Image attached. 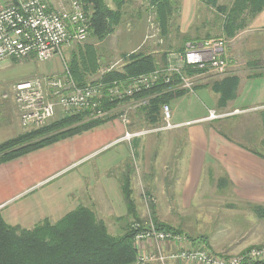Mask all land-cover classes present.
Segmentation results:
<instances>
[{"label": "crops", "instance_id": "0c3cea01", "mask_svg": "<svg viewBox=\"0 0 264 264\" xmlns=\"http://www.w3.org/2000/svg\"><path fill=\"white\" fill-rule=\"evenodd\" d=\"M197 4L198 0H182L178 14L182 27L175 26L182 34L188 33L194 24L199 11ZM174 16L170 27L173 26ZM156 26L159 35L160 28L155 24V28ZM262 29L264 11L241 33L249 34ZM152 31L147 25L141 41L133 49L145 47L147 51L150 50L149 55L156 57L158 64L161 65L164 61L163 58L159 59L160 51L154 50L150 44L147 45V37L151 36L149 34ZM145 37L146 40L143 39ZM249 39L251 40L248 41ZM253 39L247 38L248 46L245 51L243 50L253 58V66L246 71L248 74L245 76L238 74L236 70V64L241 58L240 52L232 47L231 43L226 46L230 75L239 78L236 98L230 101L233 106H229V102L227 107L220 109L225 111L229 106L230 110L217 113L211 106L206 108L207 115L181 121L176 106V101L180 98L174 99L172 123L175 127L164 129L166 123L163 120V124L159 126L163 129L158 131L176 133L178 137L172 140L170 147L166 146L170 154L165 159L161 157L159 168L153 169L160 174L156 176L155 184V194L160 195V198L157 200V206L154 203L150 206L154 211L169 209L170 204L172 209L185 203L206 206L211 204L210 199L217 196L218 203L221 209L227 212L228 218H222L216 223L211 233L195 239L202 240L210 245L215 253H222L224 256L237 255L252 247L264 245V89L252 97L249 104L240 107L237 103L238 99L244 101L248 98L243 87L240 89L241 83L249 84L259 80L257 82H262L264 86V68L254 62L256 61L254 55L262 52V47L258 49ZM203 40H189L185 44ZM7 66L9 64L3 68ZM251 70L253 73L249 75ZM43 74H37L30 79ZM200 89L209 91V88H196L194 93ZM8 97L7 94L3 95V99ZM216 97L215 102H218L219 96ZM13 103L12 109L3 111L0 117V144L27 132L21 124L15 99ZM123 105L125 104H120L115 108L118 109L117 112L108 116L112 117L110 121L94 128L95 142L88 141L86 145H83L82 141L78 142L83 135L94 133L92 129L0 165V213L8 225L31 229L44 220L57 223L80 206L94 211L92 206L94 204L95 214L96 210L110 208L113 212H118L115 214L117 218H123L120 213L126 211L128 207L122 195L121 179L128 178L134 189L133 175H138L132 168L147 177L148 169L152 170V166L149 167L147 162L149 145L156 142L157 147L159 146L158 141H153L152 138L140 139L144 135L134 137L130 142L119 141L127 130L119 121V114L124 112L121 110ZM211 112H215L218 117H209ZM248 114L253 115V118H249ZM181 140L185 142L182 143ZM116 143L118 147L115 148V153L107 158L101 157L106 148ZM181 143L184 146L180 147ZM94 152L98 164L95 167V176L91 177L80 163ZM169 160L170 166L167 165ZM33 165L44 171L37 178H33L37 169V166L31 168ZM168 179L169 184L166 181ZM93 189L95 192H92ZM94 196L95 203L88 204L92 197L94 201ZM136 202L139 205L138 200ZM136 202L134 201L135 204ZM215 209H219V206ZM225 226L228 237L224 235Z\"/></svg>", "mask_w": 264, "mask_h": 264}, {"label": "built area", "instance_id": "2783aa9c", "mask_svg": "<svg viewBox=\"0 0 264 264\" xmlns=\"http://www.w3.org/2000/svg\"><path fill=\"white\" fill-rule=\"evenodd\" d=\"M90 13L81 0H9L0 6V68L7 60L35 59L51 61L62 56L64 48L84 43L91 32ZM227 40L211 38L189 43L183 52L171 53L166 67L149 74L123 80L104 82L102 78L79 86L67 69L63 76H44L20 82L14 87V98L20 112L21 124L28 132L49 126L55 119L79 114H90L89 120H103L118 109H104L103 101L110 103L133 98L142 91L153 88L159 81L171 84L179 76L177 89L193 92L194 75L184 70L224 74L230 65L226 58ZM145 106L148 99L132 100ZM122 104V103H121ZM164 129H172V110L169 104L162 107ZM210 117L217 118L215 112ZM128 123L127 113L119 114ZM163 129V128H162ZM161 127L153 131L162 130ZM144 132H125L119 141H130ZM134 246L139 264L165 263L168 259L189 264H254L264 263V247L251 248L237 255L223 256L208 247H194L187 237L157 229L154 224L144 227L132 224ZM156 244L148 250V245ZM178 245L166 256V244Z\"/></svg>", "mask_w": 264, "mask_h": 264}, {"label": "rangeland", "instance_id": "374dc122", "mask_svg": "<svg viewBox=\"0 0 264 264\" xmlns=\"http://www.w3.org/2000/svg\"><path fill=\"white\" fill-rule=\"evenodd\" d=\"M172 1L175 3V7H176L174 13L175 15L174 22L172 23L173 26L170 27L169 30L170 32H168V35L166 37H162L163 42L160 43L156 38H153L155 37L156 34V30L154 28H152L153 30L152 33L149 34L151 36H149V38L146 36L148 39L147 45L150 44L152 45L151 47H153L154 50L160 51L159 59L160 58L162 59L164 54H167L166 56H169V54L181 50L185 45V43L187 42L186 40L188 41L202 40L206 38L207 35H210L213 38H219L221 36L222 33L221 32L222 21L220 19L221 17L217 15V12L214 9L208 7L201 0H198L199 4H197V9H199L197 18L194 24L190 27L188 33L182 34L180 30H176L175 26H181L178 14L180 13V5L182 3V0H172ZM8 2L9 0H0V6H5L8 4ZM107 2L111 8H115L112 0H107ZM127 2L128 4L124 8L122 23L118 27H116L114 32L110 34L108 37H106L103 41H98L95 37L91 35L92 32H90L87 40L84 43L82 44L75 43L70 47L64 48L62 56H56L51 61L39 62L35 59H27L21 61L13 60V62L7 60L3 62L0 68V115H1L0 117H2L3 111L7 112L12 109V106L14 104L13 101L15 99V98L13 99L14 87L16 84L23 82L22 80H26V79L33 80L30 78H33L37 74L40 75L41 73L42 74L45 73V74L36 78H42L44 76H55V75L63 76L68 69L70 72V76L75 81L70 67L73 56L76 55L78 56V58L80 57L79 59L81 60L86 58L85 59L86 66L87 64L91 66V58L87 53L88 49L90 52L93 53L96 63L98 64V68L96 72L92 73L93 72L92 71L91 73H88L87 84L90 83L94 84L96 80L100 79L101 77H103L105 73L111 70L122 69L126 63V59L124 58L125 55L131 54L133 52H142L144 54L149 55L150 50L147 51L145 47H141L135 50L133 48H136L139 42L141 41L142 34L147 26V22L149 21L148 18L153 17L155 15V10L150 7L151 4L150 0H127ZM232 2L233 0H219V4L225 6L231 5ZM88 12L91 13V11ZM148 12H150V14H148ZM150 21L155 22L156 18L153 19L151 18ZM240 33H238L234 39L227 40V45L231 43L232 47H235L240 52L241 61L239 60V62L236 64L237 67L236 70H238V74L245 76V74L246 75L248 74L246 71L247 70L249 71V69L253 66L252 64L253 58L250 55H247L246 52H244L248 46V41L251 40L249 39L247 41V38L250 37L254 38L253 40L254 42L257 43L258 49L262 47V52L256 53L254 55V57H256V61L254 62H256L257 65L259 66H263L264 68V29L256 32H251L249 34H246L248 32L241 34ZM146 37L143 39L146 40ZM189 43L190 42L186 44V47ZM149 47L148 49H150ZM7 64H9V66L3 68V66ZM230 73L231 72L227 70L224 74H218L212 72L194 74V78L196 81L194 91L188 92V94H186L185 96L181 97L179 100L176 101L177 102L176 106L178 108V114H177L178 118L181 121H187L207 115L208 113L206 108L211 106L215 108L217 113L221 112L222 110H220V108L218 107V103L215 102V100H217L216 99L217 95L214 92L210 91L211 84L217 80H221V78L224 75L225 76L230 75ZM252 73L253 71L251 73L249 72V75ZM257 81L259 80L256 81L254 80L249 84H242V83L240 84L241 85L240 89L243 87L248 97L245 98L244 101L238 99L237 103L240 107L241 105L249 104L250 101H252V97L257 96L259 91L264 89L263 83L262 82L259 83ZM196 88H209V91L207 92L205 89H200L196 93H194ZM4 94L9 95V97L3 99ZM231 102L229 103V106L232 105ZM123 104H125L122 106L123 109L121 108L120 109L127 113L128 123L125 124L121 120L119 121H121V123L127 127V130L125 132L139 133L145 131V133H143L144 136L141 135L142 137H140V139L145 138L147 140L149 138H152L151 140L158 141L159 146L157 147L156 142H152V144L149 145L148 153H147L148 154L147 162L149 163L148 165L149 167L152 166V170L148 169L147 177H144L142 173L139 174L138 172H135L134 167L132 168L133 172L138 175L135 176V174L133 173L134 189L133 186L132 189L135 192V194H133L132 197L135 199L134 200L135 202L137 200L139 202V205L137 204V202L135 204L136 206H135L134 214L132 212L130 213L128 208L126 211H122L120 213L121 215H123V218L126 217V219L117 218L115 214H118V212H113V210H111L110 208L109 209L101 208L99 210H96V215L98 219L106 223L109 232L112 235H117V236L124 235L125 234L124 232L127 229V227L128 226L131 227L132 224L135 222L141 223L144 227H148L149 224L151 223L156 226V222H157L159 224H164L166 226L181 231L182 233L180 235L188 237V240L192 244L195 243L192 239L211 233L213 229L216 227V223L220 222L222 218L224 219L227 216V212L221 209L222 207H220V204L218 203L217 196L212 200L210 199L211 204L210 205L208 204L206 206L197 203L194 205H188L185 203L183 206L181 204L174 209L171 208V204L169 206V209L163 211L161 210L154 211V209H152V207L150 206L151 203H154L157 206V200L160 198V195L155 194V190H156L155 184L157 182V177L160 174L153 169L154 167L159 168L161 157L165 159V157L170 154V151L168 152L166 146L169 145L170 147V144H172V140L178 137V134L175 135L176 133L172 134L171 132H160V133L154 132L153 130L159 127L160 125L153 126V125H149L146 122L144 115L141 111L142 106L137 105V102L134 101L127 103L123 102ZM169 105L171 106L172 120H173L174 109L172 106V102ZM229 106L225 111L231 109V107ZM225 111L223 110L222 112ZM247 116H249V118L251 119L253 118L252 117L253 115L248 114ZM65 117H69V116L67 115ZM90 117H91L90 114L89 115L87 114L86 120H89ZM61 118L63 117H60L58 119ZM224 119L226 118L224 117ZM93 132L94 133H91L90 135H83V137H81V139H79L78 142L82 141L83 145L84 144L86 145L88 141L95 142V129ZM161 141L163 142L161 143ZM180 142L184 143L185 140H181ZM182 143L180 147L184 146V144L182 145ZM117 145L118 144L116 143L106 148V151L104 150L105 152L102 153L101 157L106 156L107 158L108 156L115 153L114 151L117 149L118 147ZM161 154L163 155L161 156ZM181 155H182V149H181ZM96 156L97 155H95L94 152L90 154V156H88L87 158H84L83 161L80 163L83 164L81 166L84 169V171L88 172L89 176L91 177L95 176V167L98 164L96 163L97 162V160L95 159ZM150 162L152 163V165H150ZM170 162L171 161L169 160L167 165L170 166L171 165ZM36 166L37 165H33L31 168H36ZM169 166H167V168H169ZM43 172L44 171L38 169L37 166L33 178L39 177ZM166 181L168 183L169 179ZM120 183L122 186L123 179H121ZM92 192H95V189H93ZM92 201H93V197H92ZM92 201H88V204L95 203V196H94V201L93 202ZM92 206L95 212V204ZM217 206H219V209H215ZM226 226H225L226 231H224L225 237L227 236ZM232 235L234 234L232 233ZM147 245L149 247L148 250L150 251L151 250L153 251L156 247V244L154 243H151V245L149 244ZM166 245L167 246L165 250L171 248L175 249L179 247L174 243L172 245L171 244H166ZM193 246L196 248L206 246L211 251L215 252L214 249L210 247V245L208 246L203 241L196 242ZM260 247H264V245L255 246L252 248H260ZM172 249L169 250V252H166V256L171 255L173 253ZM134 264H139L138 259H136V262ZM150 264H162V263H150ZM163 264H187V263L172 261L171 259H168Z\"/></svg>", "mask_w": 264, "mask_h": 264}, {"label": "trees", "instance_id": "16d2710c", "mask_svg": "<svg viewBox=\"0 0 264 264\" xmlns=\"http://www.w3.org/2000/svg\"><path fill=\"white\" fill-rule=\"evenodd\" d=\"M81 1L85 4L86 10L91 11V35L98 41H103L122 23L124 8L128 4L127 0H112L115 8H111L107 0ZM150 1V7L155 10V15L148 18L147 25L155 30L157 29L155 24L158 25L160 34L156 32L153 38L162 41V37L168 35L170 22L176 10L175 3L172 0ZM201 1L214 9L221 17L222 33L219 38L226 40L235 38L257 15L264 11V0H233L229 6L220 5L219 0ZM151 18H156V21H150ZM211 38L213 37L207 35L204 40ZM185 49L186 44L184 48L173 53L183 52ZM87 53L91 58V66L89 64L86 66V58L81 60L76 55L71 61V72L79 86L87 85L88 73L92 71L94 73L98 68L93 53L89 49ZM166 55L164 54L162 59L164 63L159 65L154 56L133 52L124 56L126 63L121 70H111L101 78L104 82H109L152 73L167 66L168 56ZM184 71L191 75L203 72ZM173 77L171 84L159 81L153 88L142 91L133 98L114 103L105 99L102 106L104 109H112L119 107L123 102L148 99V103L141 108L146 122L153 126L162 125V107L188 94L187 90H175L180 83V78L179 76ZM238 86L239 78L235 75L226 76L211 84V90L219 96L217 103L220 109L227 107L230 101L235 100ZM86 116V114H79L57 119L45 128L26 132L1 143L0 165L60 140L92 130L112 118L86 120ZM121 188L129 212L134 214L133 190L128 178H124ZM156 227L165 232L182 233L157 222ZM124 233L122 236L112 235L106 223L98 219L94 211L84 206L78 207L57 223L44 220L31 229L8 225L0 213V264H134L138 253L134 246L135 233L129 226ZM192 240L195 243L202 242L198 238Z\"/></svg>", "mask_w": 264, "mask_h": 264}]
</instances>
